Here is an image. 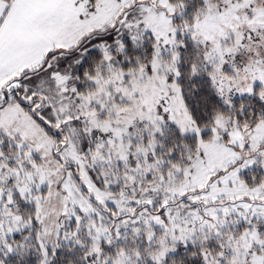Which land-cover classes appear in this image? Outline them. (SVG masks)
Here are the masks:
<instances>
[{
  "label": "snow or ice",
  "instance_id": "obj_1",
  "mask_svg": "<svg viewBox=\"0 0 264 264\" xmlns=\"http://www.w3.org/2000/svg\"><path fill=\"white\" fill-rule=\"evenodd\" d=\"M0 264H264V0H0Z\"/></svg>",
  "mask_w": 264,
  "mask_h": 264
}]
</instances>
